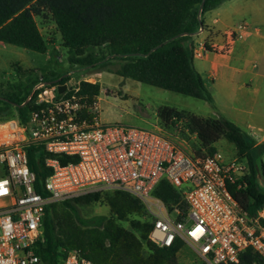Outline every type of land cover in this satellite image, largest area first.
Returning <instances> with one entry per match:
<instances>
[{
    "label": "built area",
    "instance_id": "1",
    "mask_svg": "<svg viewBox=\"0 0 264 264\" xmlns=\"http://www.w3.org/2000/svg\"><path fill=\"white\" fill-rule=\"evenodd\" d=\"M203 32L201 27L191 37ZM251 32L242 23L218 34L220 42L194 39L189 47L194 59L209 52L228 54ZM61 85L41 80L27 99L35 108L25 121L17 113L0 117V264H43L37 248L44 242L48 207L109 191L127 192L145 205L153 220L150 239L159 247L180 240L208 264H239L241 253L252 248L264 264V208L249 216L228 189L246 174V162L219 151L197 155L188 139L200 140L186 116L172 118L171 132L159 124L142 129L106 123L101 117L103 90L88 104L78 95L80 83H65L62 93ZM32 147L43 151L50 171L43 193L37 191V175L29 165ZM60 157L76 162L62 164ZM164 179L189 206L185 222L179 220L178 207L170 212L153 195ZM63 264L95 263L69 251Z\"/></svg>",
    "mask_w": 264,
    "mask_h": 264
},
{
    "label": "trees",
    "instance_id": "2",
    "mask_svg": "<svg viewBox=\"0 0 264 264\" xmlns=\"http://www.w3.org/2000/svg\"><path fill=\"white\" fill-rule=\"evenodd\" d=\"M227 0H0V43L46 54L49 46L37 18L55 23L68 49L69 62L82 68L98 65L101 58L95 49L107 48L108 56L121 61L114 74L142 84L203 100L213 104L204 80L194 66L189 38L203 27V17ZM24 71L28 84L10 85L7 93L0 90V114L13 107L22 121L35 107L22 106L41 81L52 82L66 74L51 78ZM35 72V71H34ZM31 74V75H30ZM97 84L83 81L78 95L92 104L101 94ZM175 115L189 119L191 133L200 140L195 153L213 156L216 144L226 140L236 148L238 158L247 164V172L228 189L239 207L254 217L264 208V143L255 139L225 117L197 119L187 111L169 106L158 110L159 125L171 130ZM88 117V116H87ZM205 152V153H204ZM204 153V154H203ZM29 165L37 175V191L50 174L45 168V155L40 148L28 150ZM62 164L76 162L61 158ZM153 195L163 201L170 212L180 209L179 220L185 222L189 206L182 194L167 179L162 180ZM106 199L111 217L86 221L78 213L77 204L90 205ZM130 222V228L122 225ZM44 242L37 254L43 264H63L69 251L95 264H179L178 255L185 245L177 241L172 247H159L150 239L153 220L145 205L133 195L123 192L91 193L74 201L54 203L47 209L43 223ZM261 256L252 248L240 255L239 264H262Z\"/></svg>",
    "mask_w": 264,
    "mask_h": 264
},
{
    "label": "rangeland",
    "instance_id": "3",
    "mask_svg": "<svg viewBox=\"0 0 264 264\" xmlns=\"http://www.w3.org/2000/svg\"><path fill=\"white\" fill-rule=\"evenodd\" d=\"M37 22L48 42V54H39L0 43V90L2 93H7L10 85L28 84V78L24 71L33 70L32 80H35L37 76L51 78L52 74H66L70 78L67 82L70 87H75L83 81L99 85L106 93L102 94L101 101V116L106 123L124 121L125 123L120 124L127 125L126 121H133L139 126H127L153 129L158 125V115L155 111V106L158 103L206 115L207 108L204 106L205 101L203 100L142 84L114 74L112 71L119 67L121 61L109 57L107 48L94 50L98 57L106 55L105 58H101V62L96 66L82 68L72 65L69 62L68 49L63 46L62 37L52 19L42 20L38 17ZM198 61L194 59V63L197 65ZM23 67H30L31 69H24ZM126 94L129 96L124 97ZM0 107H3V104H0ZM5 109L6 111L0 114L3 119H9L16 114V109L13 107H6ZM196 117L202 119V117ZM168 131L171 132V130ZM188 140L189 148L194 152L198 151L199 145L196 140L192 137H189ZM216 148L227 158L238 157L235 146L226 140L217 143ZM261 185L264 188V183ZM76 207L80 217L86 221L94 222L101 217H111V210L105 198L90 205L77 204ZM122 225L130 228V222H123ZM178 262L179 264H208L187 244L179 253Z\"/></svg>",
    "mask_w": 264,
    "mask_h": 264
},
{
    "label": "crops",
    "instance_id": "4",
    "mask_svg": "<svg viewBox=\"0 0 264 264\" xmlns=\"http://www.w3.org/2000/svg\"><path fill=\"white\" fill-rule=\"evenodd\" d=\"M242 23L249 24L252 32L246 39L236 41L228 54L209 52L202 59H196L199 60L198 65L194 63V66L202 76L213 104L205 102L206 115L189 112L202 118L225 117L261 144L264 143V0L223 2L204 15V32L189 38L187 44L194 39L220 42L218 34ZM162 106L176 108L158 103L155 106L157 115ZM126 122L127 125L139 126L133 121ZM260 182L264 183V179Z\"/></svg>",
    "mask_w": 264,
    "mask_h": 264
},
{
    "label": "water",
    "instance_id": "5",
    "mask_svg": "<svg viewBox=\"0 0 264 264\" xmlns=\"http://www.w3.org/2000/svg\"><path fill=\"white\" fill-rule=\"evenodd\" d=\"M204 1H205V0H204ZM62 80H63V78H60V79L54 81V83H62ZM66 88H67L66 85H65V84H62V85L59 87V91L62 93V92H64V91L66 90ZM27 102H29V100L26 101V103H24L22 106H25V104H27Z\"/></svg>",
    "mask_w": 264,
    "mask_h": 264
}]
</instances>
